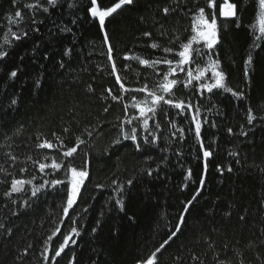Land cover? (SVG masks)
Masks as SVG:
<instances>
[{"label": "trees", "instance_id": "16d2710c", "mask_svg": "<svg viewBox=\"0 0 264 264\" xmlns=\"http://www.w3.org/2000/svg\"><path fill=\"white\" fill-rule=\"evenodd\" d=\"M35 2L0 0V50L8 53L0 59V264H146L176 231L181 215L180 231L156 254L155 264H264V40L253 47L257 0H229L237 5L236 17L220 16L225 0H214V9L209 0H134L106 17L103 28L91 16L90 0H57L56 6L39 0L43 7H25ZM118 2L97 0V6L104 10ZM201 7L209 20L215 12L219 43L211 50L202 41L194 44L192 62L180 71L177 53L195 34ZM17 10L23 14L18 25L12 23ZM11 31L27 36L15 40ZM169 47L173 52H164ZM143 59L173 61L176 72L168 79L180 83L157 94L183 101V109L161 102L155 115L140 117L151 97L135 90L145 84L157 90L170 71L166 63L149 67ZM216 59L225 87L242 97L225 88H200L215 83L209 65ZM204 69L200 80L183 86L189 70L195 76ZM133 128L137 140L124 139L122 131L131 134ZM77 136L86 143L65 157ZM145 137L156 139L146 143ZM45 140L54 147H37ZM54 160L62 163L59 170L51 167ZM40 164L48 167L41 171ZM69 165L86 167L89 176L65 216ZM13 178L31 183L5 195ZM53 180L65 183L52 186ZM73 227L79 232L72 235L75 243L53 259Z\"/></svg>", "mask_w": 264, "mask_h": 264}, {"label": "snow or ice", "instance_id": "6c2138e0", "mask_svg": "<svg viewBox=\"0 0 264 264\" xmlns=\"http://www.w3.org/2000/svg\"><path fill=\"white\" fill-rule=\"evenodd\" d=\"M13 3H16V0H13ZM47 3L51 6H56L57 4V0H47ZM90 3L92 5V7L89 9L91 15L93 17H98L99 18V23L101 25V27L103 28L104 23H105V19L106 17L111 16L113 13H115L118 9H121V7L123 5H132L134 3V0H119L118 3H116L114 6L112 7H108L104 10H101L98 6H97V0H90ZM258 3V31H259V35L255 37L254 43H253V47H259L260 44L257 43L258 41L264 40V0H257ZM210 8H215V2L214 0H209V3L207 5ZM26 8L29 9H35L38 7H43L39 0H36L35 3L32 4H26L25 5ZM71 7V5H70ZM221 11H220V16L221 17H236L237 16V5L234 3L229 2V0H225L224 4H222L221 6ZM43 10L45 12H48V8L44 7ZM164 13L167 14L170 9L165 7L163 9ZM14 17L16 18L15 20L12 21L13 24L18 25L22 20H23V14L20 10L15 11L14 13ZM33 24L36 23V21L33 19L32 21ZM239 26V25H237ZM257 27V25H253V29L255 30ZM37 31L39 29H36ZM193 32L195 33L194 35H192L190 37V39L188 40V42L186 43H182L181 44V50L177 53V55L179 56V61L176 65V68H179L180 71H184V65L190 64L192 62V53L194 51H196V49H194V44L195 45H199L201 43V41L203 42V46L209 50L213 49L218 43H219V35H218V30H217V18L215 15V12L211 13V20H209L208 16L205 13V8L201 7L198 9L197 14L194 16V22H193ZM11 36L13 39L15 40H20L22 36H27V32H21V33H17L16 31H11ZM145 35H150V33H145ZM163 35V33H162ZM176 39H179V37H176ZM105 40H108V36L107 33H105ZM5 44H10L11 42L7 39V37L5 38ZM152 48H157L159 47V45L157 44H152L151 45ZM164 52L166 53H172L173 49L172 48H164L163 49ZM111 52H112V47L111 45H109V58L111 59ZM67 54V53H66ZM8 55V53L4 50H0V59H3L4 57H6ZM166 63L170 66V71L168 74H166L164 76V82H162L159 86L157 90H152L150 91L148 89V85L145 84L143 88L140 89H136L135 91L138 92H147L148 95L151 97V107H140L139 108V112H140V117H145L147 113H152L153 115H155L156 110H157V106L163 102L165 104L168 105H172L176 108H180L183 109L185 107L184 102L180 101L178 103H174L173 100L169 99V100H165V97L163 95H158L157 91H162L164 93H171L172 90L180 83V81H178L177 79H168L169 75H173L176 72V68L171 67L173 64L172 60H168L165 59L163 61H149L147 59H143L140 60V63L143 65H147L149 67H154L156 64L158 63ZM253 63V57L251 54L248 55L246 61H245V77H248L249 74V70L251 69ZM209 67L212 68L213 70V78L215 80V83L213 84H201L200 88L201 89H206L207 91L211 92L213 89L216 88H225L226 91L231 92L234 96L237 97H242L243 93L241 92H233V90L231 88H226L225 87V74L222 70L217 71V69H219L220 67V61L219 59L216 60H211ZM113 68H115V65H113ZM205 71H207V69L204 70H200L198 72L197 75L193 76V73L191 70H189L187 72V81L184 83V87H187L188 85L191 84L192 80H200L201 77H203L205 75ZM11 77H16L17 76V71H12L10 73ZM117 79L119 80V77H117ZM37 84H39V81H37ZM124 86L121 85V88H123ZM125 91H127V89H125ZM113 100L119 99V97L117 96H113L112 97ZM13 104L16 103L15 100L12 101ZM143 103H148L147 100H145ZM134 107L136 105H133ZM188 107H191V105H188ZM105 112L108 111L107 108L104 109ZM248 122L252 123V121L255 119V117L252 115V110L251 108H249L248 110ZM195 119V117H194ZM132 121L129 120L128 123H131ZM143 125L145 127V129L148 128V118H145L143 120ZM157 127H159V125H157ZM200 124L197 123L196 124V128H195V133L197 135V137H199L200 135ZM65 131H68V129H65ZM87 135L91 136L93 134L92 131H88L86 129ZM229 132H231V129H229ZM246 135V133H244ZM122 135L124 139H130L132 141H136L137 140V133H136V129L133 128L131 130V134L127 133V132H123L122 131ZM156 138L153 137V141H148L147 137H145V142L146 143H151L154 142ZM119 140H115L113 141V143H118ZM61 143H63L61 141ZM86 141L81 139L79 136L76 137V144L73 147H69L67 149V151H65L63 153V155L65 157H72L73 154H75L79 147L83 144H85ZM37 147L40 148H53L54 145L48 141L45 140L43 143L38 144ZM135 147L137 150H140L141 145L139 143L135 144ZM211 153L208 151L204 152V156H210ZM13 159H15V157H13ZM85 164H87V161H85ZM48 167V165L45 164H40V170L44 171V169ZM51 167L53 168V170H59L62 167V163H57L55 162V160L53 161ZM2 170V169H0ZM230 170V169H229ZM21 171H24L23 169H21ZM68 172L70 173V189L68 191L67 194V201H66V206L63 208V213L65 216H68L69 214V209H72L73 206L77 203V197L80 195L81 193V186L84 185L85 179L88 178L89 176V172L87 170V168L85 167L84 169L78 170L76 167H73L71 165L68 166ZM148 174H151V170H148ZM25 183H31V181H24V180H20V179H15L13 178L11 180V189L9 192L5 193V195L10 196L13 192H19L22 190V187ZM65 182L62 180H53L51 181L52 186H57V185H61L64 184ZM113 183H115V181H113ZM128 184L132 183V180L127 181ZM201 183H203V181H201ZM97 187H103L102 185H97ZM43 188V185L40 186V188H36L33 190L32 195L35 196L40 189ZM116 191L122 192L123 191V186L122 185H118ZM195 199V198H193ZM192 203V201H189L188 204L190 205ZM116 204L119 205L121 207V209H123V200L122 199H117L116 200ZM189 210V208L187 206H185L184 208V212L186 213ZM243 219V218H242ZM63 222V221H61ZM184 222V216L181 215L180 217V222L177 224L176 226V231H174L171 236H169L168 240H165L163 244L160 245L159 248L156 249L155 252L152 253L151 257L147 260L146 264H155V259H156V254L160 252V250L162 248H164V246L169 242V240H171L173 237H175L177 235V233L180 231V227ZM4 225L2 223H0V228H3ZM10 231V229H9ZM93 231H95V229H93ZM60 232V228L57 227L55 229V231L52 233V236L48 237V240L45 241V253L48 252V242L52 240L53 236H55L57 233ZM79 235L78 229L73 227L71 228V231L68 235H66L64 237V241L62 244L59 245V249L55 250V256L53 257V259H55L56 257H59L61 255V253L64 251L65 247L69 244V242L71 241L72 243H75L74 240H72V235ZM49 258L47 255H44V260L47 261Z\"/></svg>", "mask_w": 264, "mask_h": 264}, {"label": "rangeland", "instance_id": "374dc122", "mask_svg": "<svg viewBox=\"0 0 264 264\" xmlns=\"http://www.w3.org/2000/svg\"><path fill=\"white\" fill-rule=\"evenodd\" d=\"M220 11H221V8H220ZM92 16V15H91ZM93 17V16H92ZM94 18V17H93ZM96 19H98L99 20V18L98 17H95Z\"/></svg>", "mask_w": 264, "mask_h": 264}]
</instances>
